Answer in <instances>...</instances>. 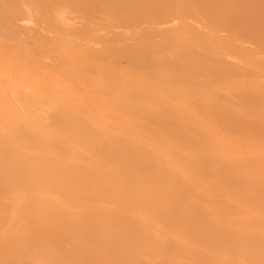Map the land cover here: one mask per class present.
Returning a JSON list of instances; mask_svg holds the SVG:
<instances>
[{
  "label": "bare ground",
  "instance_id": "obj_1",
  "mask_svg": "<svg viewBox=\"0 0 264 264\" xmlns=\"http://www.w3.org/2000/svg\"><path fill=\"white\" fill-rule=\"evenodd\" d=\"M0 264H264V0H0Z\"/></svg>",
  "mask_w": 264,
  "mask_h": 264
},
{
  "label": "rangeland",
  "instance_id": "obj_2",
  "mask_svg": "<svg viewBox=\"0 0 264 264\" xmlns=\"http://www.w3.org/2000/svg\"><path fill=\"white\" fill-rule=\"evenodd\" d=\"M84 6H86V7H88V6H90L91 4H89V3H86V4H83ZM71 14H74L73 12H71ZM87 15L89 16L90 15V12H87ZM20 17V15L17 17V20H19L18 18ZM72 17H73V15H72ZM24 21H26L25 19L24 20H21L20 22H24ZM69 22H71V23H73V20H70ZM17 23V22H16ZM21 24V23H20ZM16 25V27H19V26H17V24H14V25H10L9 24V26H12V27H10L11 29H13V27ZM19 25V24H18ZM16 27H14L15 29H16ZM33 30H35V29H33ZM36 31V30H35ZM115 31H117V32H119V31H121L120 29H118V30H115ZM117 40H119V41H122L123 39H121L120 37H117ZM4 44L6 43L5 41L3 42ZM124 45L125 46H130L129 44L127 45V44H125L124 43ZM23 50L24 51H27V52H31L32 54H33V56L35 57V60L37 61H41V64L43 63V65L45 66H52V67H54V65L55 64H58V63H52V60H53V62L55 61L54 60V58H56V57H54L53 55H51V54H49L48 53V51L47 52H45V51H37L31 44H27L26 46H25V48H23ZM42 53V54H41ZM47 53V54H46ZM39 54H41V56L39 55ZM42 55H44V56H42ZM45 55H49L50 57H48V56H45ZM49 61H50V63H49ZM56 62V61H55ZM40 63V62H39ZM49 64H52V65H49ZM55 69V68H54ZM57 71H58V73L59 74H63V71H64V69H56Z\"/></svg>",
  "mask_w": 264,
  "mask_h": 264
}]
</instances>
